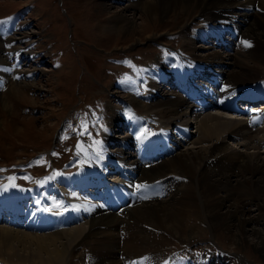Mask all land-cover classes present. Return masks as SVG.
<instances>
[{"label": "bare ground", "instance_id": "obj_1", "mask_svg": "<svg viewBox=\"0 0 264 264\" xmlns=\"http://www.w3.org/2000/svg\"><path fill=\"white\" fill-rule=\"evenodd\" d=\"M99 6L108 15L101 30L107 36L127 35L139 26L147 29V21L171 14L179 18L193 13L194 17L178 26L182 34L178 48L167 51L158 61L137 67L132 75L119 78L114 90L127 87L129 94L124 100L142 111L126 112L122 119L112 122L119 131L127 129L125 135L116 137L101 129L95 144L78 151L82 165L75 170L78 172L53 177L55 188L49 190L45 183L44 196L16 187L12 188L16 196L1 200L0 217L6 226L0 225V261H231L234 251L209 250L188 259L170 252L175 240L191 242L204 232L196 220L210 228V240L222 234L235 249L248 243L264 260V101H260L264 100L260 94H264V0H104ZM111 7L118 8L109 10ZM142 15L148 18L137 22ZM189 23L194 24L195 31L187 28ZM155 37L153 34L145 38ZM14 38L8 37L3 43L13 44ZM139 40L138 37L133 43ZM199 40L208 45H198ZM3 43L0 41V80L6 77L8 62L1 52ZM13 46L19 54H32L26 46ZM19 62L17 58L12 64L6 86L13 97L21 94L19 85L26 83L19 77L21 73L32 76L44 72V68H25ZM255 79L260 86L250 84ZM143 90L146 97L140 100L138 95ZM240 94L256 97L254 106H238L246 116H227L225 108L233 109L234 98ZM197 101L220 110L210 112L205 107L193 112L195 129L190 132L185 115ZM0 105L8 107L3 92ZM111 110L113 115L118 107L114 105ZM182 143L192 145L180 149ZM100 168L121 173L118 179L103 178ZM87 177L93 181L91 186L84 183ZM51 192L59 193L61 199ZM252 209L257 216L250 213Z\"/></svg>", "mask_w": 264, "mask_h": 264}, {"label": "rangeland", "instance_id": "obj_2", "mask_svg": "<svg viewBox=\"0 0 264 264\" xmlns=\"http://www.w3.org/2000/svg\"><path fill=\"white\" fill-rule=\"evenodd\" d=\"M86 1L87 5L84 4ZM103 1L0 0V16L8 13L5 17L10 16L13 19L21 20L22 12L28 8L31 9L30 13L26 14L22 21H19L17 28L13 29V34L15 36L24 35V38H27L18 40L20 44L27 43L28 39L36 40L31 43L33 48H29L28 51L39 52V54L33 56L34 60L28 59L27 62L29 66L35 65L38 68H44L43 73L35 72L34 78H29L26 74L21 75L26 83L19 85L21 94L18 97L10 95L6 89L8 87L0 91L1 94L2 92L5 94L8 101L7 108L0 105L1 192L4 189V192L8 194L13 192L14 188L19 187L28 193L34 190L36 195L44 196L45 183L48 184L49 190L55 188L54 180L49 181V173L51 171L54 174L65 172L71 175L74 173H70L69 169L73 167L74 162L78 165V158L72 162L71 158L76 155L78 143L83 141L80 130L83 129L88 135L87 140H91L93 137L88 128L92 127L94 121H96L95 128H91L93 132H97V128L103 127L106 123L102 128L106 133L116 137L125 135L126 132L119 133L121 135L116 134L122 129L119 131V127H115L112 122L122 119V115L126 112L134 113L135 111L127 110L129 105L124 100L126 94H129L127 87L118 91L114 90L119 78L124 77L125 74L132 75L137 67L158 61L165 57L167 51L178 48L182 43V34L179 32L178 26L187 21L186 18L190 20L191 16L194 17L193 13L179 18L175 14H171L164 19L158 20L157 18L147 21V29L139 26L138 29H132L127 35L111 33L110 36H107L101 33L108 20L107 12H103L99 6L103 4ZM117 8L108 9L115 10ZM140 12L138 11V13ZM96 15H98L97 19ZM92 16L95 17L94 20ZM146 18L148 17L144 18L142 15L137 22H142ZM193 25L189 23L187 28L195 31ZM153 34L157 37L145 38L147 35ZM6 35L0 28V38L4 39ZM15 36L10 34L7 39ZM138 37L140 40L133 43V40H137ZM0 41L3 43L2 40ZM197 44L208 45L200 40L197 41ZM6 49L7 46L4 50ZM17 53L19 54L18 51ZM51 53L61 63L59 66L58 62H53L50 57ZM17 58L19 56L15 58L14 64ZM122 62L126 64H118ZM22 63L26 64L24 61ZM29 66L25 68H29ZM30 80H33L32 84ZM170 80L172 81L174 78ZM256 82H258L257 79L251 84ZM137 83L144 85L139 80ZM36 84H40L41 90ZM162 90L166 89L162 88ZM114 91L115 94L112 95ZM144 92L143 90L139 93L138 99L145 100L147 92ZM114 105L118 107V111L111 115V108H114ZM131 107L142 113L141 109ZM214 109L219 110L217 107H212L210 112H214L212 111ZM74 110H79L81 113L77 114ZM117 113L119 117L116 116ZM185 116L188 117L189 123L192 122V115ZM98 122L101 123L100 126H98ZM190 128V130L188 129L190 132L195 129L194 123ZM53 141H57L58 147L49 153ZM91 145L93 144L89 142L85 146L81 145V148ZM190 145L192 144H181L179 148L185 149ZM263 147H261L262 150ZM81 148L80 150H82ZM52 162L57 166L53 167L54 170H52V166H54ZM80 166L78 171L82 168V165ZM62 175L58 174L53 177ZM11 178L18 180L12 182ZM40 183L41 187H39ZM8 186L9 189H7ZM20 186L31 187L27 190ZM51 193L54 196L56 192ZM6 194L1 200L8 197L12 199V195L16 196L15 192L11 195ZM250 213L257 216V212L253 209ZM191 220L195 221V219L189 221L192 222ZM196 223L204 232L191 242L175 240L170 244V252L178 257L188 259L193 254L201 255L211 249L223 252L227 250L235 252L230 255L231 261H228L227 264H264L261 254L250 244L247 243L243 247L235 249L230 243L231 240L222 234H218L216 240H210L212 239L210 228L198 220ZM259 226L261 225L259 224ZM262 231L264 232V225ZM85 262L87 261L85 260ZM0 264L4 263L0 261Z\"/></svg>", "mask_w": 264, "mask_h": 264}, {"label": "snow or ice", "instance_id": "obj_3", "mask_svg": "<svg viewBox=\"0 0 264 264\" xmlns=\"http://www.w3.org/2000/svg\"><path fill=\"white\" fill-rule=\"evenodd\" d=\"M5 23H7V21H0V25H4ZM137 187H141V186H137Z\"/></svg>", "mask_w": 264, "mask_h": 264}]
</instances>
